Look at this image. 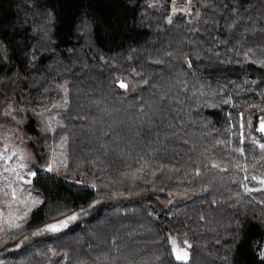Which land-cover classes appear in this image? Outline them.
<instances>
[{
    "label": "trees",
    "instance_id": "16d2710c",
    "mask_svg": "<svg viewBox=\"0 0 264 264\" xmlns=\"http://www.w3.org/2000/svg\"><path fill=\"white\" fill-rule=\"evenodd\" d=\"M173 1L0 0V264H264V0Z\"/></svg>",
    "mask_w": 264,
    "mask_h": 264
},
{
    "label": "rangeland",
    "instance_id": "374dc122",
    "mask_svg": "<svg viewBox=\"0 0 264 264\" xmlns=\"http://www.w3.org/2000/svg\"><path fill=\"white\" fill-rule=\"evenodd\" d=\"M192 9L193 0H174L172 3V14L170 16V20L177 12L184 13L188 17H190L192 14ZM47 121L51 123V120L49 118H47ZM52 156L56 157H52L50 159V163L45 168L46 171L51 173L55 172L56 168L62 167L61 161L65 160L62 152L61 154L53 153ZM6 160L8 161V158H6ZM33 176L34 173L30 174V176H16L12 181L15 186L22 187V183L30 182ZM18 191L19 190L11 188L10 192H5L6 194H9L10 200H6L3 197L2 199H0V236L3 232H5V230L17 226L21 222V219H23V216H21L20 212L21 202L23 201V198L20 195V192L22 190L19 192ZM192 195V193L171 195L168 203L173 204L179 201H183L191 198ZM123 198L124 196H117L112 198L96 197L90 204L79 208L62 218L45 223L40 227L35 228L31 232L21 236L14 244L9 246L6 251H15L23 247L24 245L32 243L44 236L61 233L94 215L101 205L116 200H123ZM149 202L154 205L159 211H162L167 205L159 204L156 201L152 200H150ZM71 217H75V219H71ZM62 221H67V223L61 224ZM51 225L60 226L56 230H50Z\"/></svg>",
    "mask_w": 264,
    "mask_h": 264
},
{
    "label": "water",
    "instance_id": "95a60500",
    "mask_svg": "<svg viewBox=\"0 0 264 264\" xmlns=\"http://www.w3.org/2000/svg\"><path fill=\"white\" fill-rule=\"evenodd\" d=\"M121 84H124V85L126 86V84L123 83V82H120V85H121ZM262 126H264V116L261 117V118L259 119V122H258V125H257V130H258V132H259L261 135L264 136V131L261 130V129H262Z\"/></svg>",
    "mask_w": 264,
    "mask_h": 264
},
{
    "label": "snow or ice",
    "instance_id": "6c2138e0",
    "mask_svg": "<svg viewBox=\"0 0 264 264\" xmlns=\"http://www.w3.org/2000/svg\"><path fill=\"white\" fill-rule=\"evenodd\" d=\"M121 87H125V85L124 84H121ZM261 130L264 131V126H262V129ZM71 219H75V217H71ZM66 223H67V221H62L61 222V224H66ZM59 226L60 225H51L50 226V230H56ZM177 258H179V256Z\"/></svg>",
    "mask_w": 264,
    "mask_h": 264
}]
</instances>
